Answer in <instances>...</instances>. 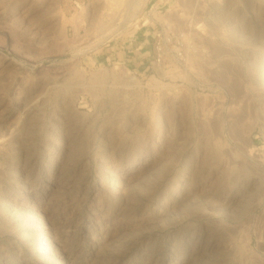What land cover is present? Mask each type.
<instances>
[{
  "label": "rangeland",
  "instance_id": "rangeland-1",
  "mask_svg": "<svg viewBox=\"0 0 264 264\" xmlns=\"http://www.w3.org/2000/svg\"><path fill=\"white\" fill-rule=\"evenodd\" d=\"M0 137V264H264V0H0Z\"/></svg>",
  "mask_w": 264,
  "mask_h": 264
},
{
  "label": "bare ground",
  "instance_id": "bare-ground-1",
  "mask_svg": "<svg viewBox=\"0 0 264 264\" xmlns=\"http://www.w3.org/2000/svg\"><path fill=\"white\" fill-rule=\"evenodd\" d=\"M32 110H33V109L28 108V109L26 110V114H27V115L30 114ZM4 141H5V138L0 137V145H2V143H3ZM4 144H5V143H4ZM22 171H23V168H22V169L20 168L19 172L21 173ZM30 172H31V170H29V173H26L25 176L28 177V176L30 175ZM26 177H25V178H26Z\"/></svg>",
  "mask_w": 264,
  "mask_h": 264
}]
</instances>
